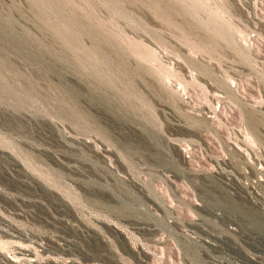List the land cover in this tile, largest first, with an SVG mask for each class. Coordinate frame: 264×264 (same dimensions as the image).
I'll return each instance as SVG.
<instances>
[{
    "label": "rangeland",
    "instance_id": "rangeland-1",
    "mask_svg": "<svg viewBox=\"0 0 264 264\" xmlns=\"http://www.w3.org/2000/svg\"><path fill=\"white\" fill-rule=\"evenodd\" d=\"M258 60L264 0H0V264H123L125 202L205 188L174 142ZM238 219L241 263L264 264V215Z\"/></svg>",
    "mask_w": 264,
    "mask_h": 264
},
{
    "label": "built area",
    "instance_id": "built-area-1",
    "mask_svg": "<svg viewBox=\"0 0 264 264\" xmlns=\"http://www.w3.org/2000/svg\"><path fill=\"white\" fill-rule=\"evenodd\" d=\"M258 63L260 72L228 80L233 100L217 94L198 136L174 142L183 169L205 188H160L152 201L140 191L131 211L125 202V215L142 231L135 245L126 235L123 264H242L239 208L264 215V61ZM243 108L255 113L260 135L237 114Z\"/></svg>",
    "mask_w": 264,
    "mask_h": 264
},
{
    "label": "bare ground",
    "instance_id": "bare-ground-1",
    "mask_svg": "<svg viewBox=\"0 0 264 264\" xmlns=\"http://www.w3.org/2000/svg\"><path fill=\"white\" fill-rule=\"evenodd\" d=\"M19 260V259H18ZM18 260L16 259H9V258H6V263L7 264H22L21 262H19ZM29 263V262H28Z\"/></svg>",
    "mask_w": 264,
    "mask_h": 264
}]
</instances>
